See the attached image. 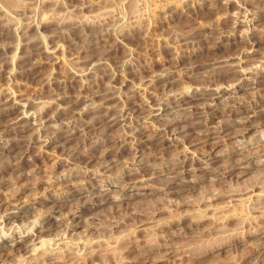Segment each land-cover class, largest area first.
Segmentation results:
<instances>
[{"label": "rangeland", "instance_id": "rangeland-1", "mask_svg": "<svg viewBox=\"0 0 264 264\" xmlns=\"http://www.w3.org/2000/svg\"><path fill=\"white\" fill-rule=\"evenodd\" d=\"M77 20L85 29L110 24L115 33L100 44L68 46L65 36ZM193 34L195 42L182 43ZM253 34L258 36L248 37ZM31 42L57 47L56 58L43 55L41 68L55 77L53 85L26 82L17 73L19 55L34 48ZM79 55L102 56L108 75H83L89 81L83 87L72 73ZM0 58L14 74L0 86L25 104L11 102L16 109L0 119V142L14 147L0 153V264H264V0H0ZM231 62L242 71L218 67ZM210 84L230 87L228 92L241 88L239 97L209 106L219 112L210 123L231 134L205 140L200 126L168 138L173 128L197 125L190 110L214 101L199 92ZM51 86L70 94L71 102L85 96L70 103L50 96ZM98 88L103 96L120 95L118 101L89 98ZM124 103L125 124H111L113 107ZM33 111L45 122L29 126L23 117L7 127ZM64 121L80 128L95 122L92 136L80 130L75 140L61 141L90 153L66 152L69 161L59 163L57 156H38L35 146L26 153L34 161L18 162L27 151L24 139L43 144L38 133L45 138L62 130ZM136 127L145 129L144 136L163 134L140 145L138 154L114 142ZM209 153L218 158L211 166L197 158ZM176 170L180 174L173 175ZM100 191L111 199L73 217L86 196Z\"/></svg>", "mask_w": 264, "mask_h": 264}, {"label": "bare ground", "instance_id": "bare-ground-1", "mask_svg": "<svg viewBox=\"0 0 264 264\" xmlns=\"http://www.w3.org/2000/svg\"><path fill=\"white\" fill-rule=\"evenodd\" d=\"M83 1V0H82ZM75 6H77V5H75ZM119 15V14H118ZM101 23V22H100ZM100 23H98V24H94V25H89V27H87L86 29L83 27V25H82V21L81 20H77V21H74L73 22V29H72V33L71 34H69V35H67V36H65V38H69L70 39V43L69 44H67L68 46H73V45H81V46H86V45H90V44H100L101 42H103V41H105L106 39H107V37H109V35H111L112 33H115V32H113V31H111L114 27H109V25L108 26H103V24H100ZM241 23V22H240ZM247 24H248V22H247ZM7 23L6 24H4L3 25V27H4V30H6L7 29ZM116 27V26H115ZM116 33H118V32H116ZM117 35H120V34H117ZM243 36V35H242ZM258 35L257 34H253V35H250V36H248L249 38L250 37H252V38H256ZM118 40H119V42H122L121 40L122 39H120V37H117V36H115ZM196 37H199L198 36V34H193V36H192V38L191 37H188L187 36V39H183V42L182 43H187V42H195V41H193ZM111 38V37H110ZM109 38V39H110ZM80 40H84L83 42H81ZM108 40V39H107ZM198 40H202V39H198ZM255 41V40H254ZM256 42V41H255ZM254 42V43H255ZM28 44V43H27ZM34 44V48H32V49H30L28 52H25L24 51V53H22L21 55H19V57H20V61L17 63L18 64V66H19V68H18V74H20L21 76H24V77H26L25 78V80L27 79V78H31V79H33V80H38L39 82H42V84H43V82H46V83H48V84H51V81H52V79H54L53 78V76L52 75H50L49 73L48 74H46V76H44V75H42V71H41V68L44 66V64L46 63V60H47V58H45L43 55L45 54V55H47V54H50V57L49 58H56L57 56L56 55H54L53 54V52H54V50H56V48L57 47H55V48H53V46L52 47H50L48 44H45V43H38V42H31L30 43V45H33ZM71 49H73V48H71ZM233 56H229L228 58H225V59H223V61L225 60V61H227V60H229L230 58H232ZM238 59H239V57H238ZM243 59V58H242ZM242 59H239V60H242ZM32 60H33V62H32ZM243 60H245V59H243ZM49 61H50V59H49ZM73 63H77L78 65L77 66H73V69H72V73H73V79L74 80H76V82L78 81V80H80V82H82V84H83V87H84V84H86V83H89V81H87V82H84L83 80H84V78H83V75H86V74H88V75H90V77H89V79L91 78L92 80H94V79H96L97 78V75H99L100 76V73H98V71H101V73H103V75H108V73H105V69H104V61H103V57L101 56V57H95V56H90V55H79V56H77L76 58H74L73 59ZM222 60H217L216 62H214V63H217V62H221ZM222 61V62H223ZM234 61V60H233ZM5 62H7V61H4V60H1V58H0V80L1 79H6V78H8V80L9 79H11V77L14 75L13 74V72L11 71V70H9V69H6V67H5ZM48 62V61H47ZM230 62V61H229ZM242 62V61H241ZM8 63V62H7ZM238 63V62H237ZM237 63H230V64H226V65H220V66H218V67H223V66H230V67H234V68H238V66L236 65ZM75 65V64H74ZM7 66V65H6ZM235 66H237V67H235ZM218 67H216V68H218ZM239 69V68H238ZM232 70H233V68H232ZM239 70H241V69H239ZM97 71V72H96ZM219 71H226V69H220ZM235 71V70H234ZM237 71V70H236ZM242 71V70H241ZM250 71V70H249ZM232 72V71H231ZM251 72V71H250ZM245 73V72H244ZM88 75H87V78H88ZM98 76V77H99ZM102 76V75H101ZM14 77V76H13ZM12 77V78H13ZM248 77V76H247ZM250 77V76H249ZM59 78V77H58ZM83 78V79H82ZM167 78V75L165 74V75H162L161 77H159V78H157L156 80H163V79H166ZM250 78H252V77H250ZM89 79H87V80H89ZM7 80V79H6ZM32 80V81H33ZM55 80V79H54ZM86 80V79H85ZM2 81V80H1ZM36 81H33L32 83H34V82H36ZM3 82H5V81H3ZM2 82V83H3ZM26 82H27V80H26ZM53 82V81H52ZM56 82H57V80H56ZM93 82V81H92ZM92 82L90 83V86H91V84H92ZM261 82V81H260ZM6 83V82H5ZM4 83V84H5ZM45 83V84H46ZM258 83V82H257ZM30 84V83H29ZM243 84V83H242ZM51 85H53V84H51ZM80 85V84H79ZM93 85V84H92ZM2 86V85H1ZM0 86V119L2 120V119H4L5 117H7L8 115L10 116L12 113V111L14 110V109H16V105H24L25 106V104H23V102L22 101H19L18 99V101L16 100V99H13L12 97H13V95H12V93L10 92V89L11 88H8V87H1ZM40 86H41V84H40ZM240 86V85H239ZM42 87H43V85H42ZM52 87V86H51ZM55 87V86H54ZM80 87V86H79ZM78 87V88H79ZM233 87V86H232ZM57 88V87H56ZM81 88V87H80ZM79 88V89H80ZM87 88H89V86L87 87ZM229 88L230 87H227V86H220V85H213V84H210L209 86H207V87H204L202 90H200L199 92L201 93V94H203L204 96L202 97V98H204V99H213L212 101L213 102H208V101H204L205 103H206V106H194L190 111L192 112V114H191V112H189L190 114H191V116H193V118H197V121H195V124H197V125H193V126H189V127H187L186 129L185 128H182V129H177V130H175L174 128L171 130V132H170V130H168L170 133V135L172 136V137H168V138H170L171 140H177L178 139V134L179 133H181V132H194L195 130H196V128L197 127H200V126H202V127H204V128H202L203 130L201 131V135H203V137H205V140H211V138H214L215 139V142H220L222 139H224L226 136H228V135H230L231 134V130H229L230 128H227V127H225L224 125H215V124H211L210 123V121H212L213 120V117H215L217 114H219V112L216 110L217 108H219V100H224V98H237V97H239V95H237L236 94V92L237 91H239L240 89H238V87L237 86H234V91L233 92H235V93H233V92H228L229 91ZM52 89H53V87H52ZM59 89V88H58ZM244 89V88H243ZM81 90V89H80ZM84 90V89H83ZM86 90V89H85ZM88 90V89H87ZM59 91H60V89H59ZM82 91V90H81ZM89 91V90H88ZM87 91V92H88ZM49 92H50V96H52V97H56V95L58 96L57 98H67V100L69 99V101H70V103H75V101L77 102V100L78 101H80V100H82L83 99V96H85L84 94L83 95H77L76 97V99H74L73 100V102H71L72 101V99H73V97H72V99H71V96H70V94H66L65 92V94H62L63 93V91H62V93L61 92H58V91H56V89L54 90H49ZM78 92V91H77ZM93 92V93H92ZM92 92H91V97H89V98H94V99H96L95 97H97V98H101L102 100H103V102H110V101H116V99H117V101H118V99H119V97H120V95H117V94H109V92L107 91V93L108 94H106L105 96H103V94H105V93H103L102 92V89H95V90H92ZM84 93H86V92H84ZM90 93V92H89ZM195 93H197V92H195ZM72 94V93H71ZM76 94H78V93H76ZM75 94V95H76ZM87 94V96H88V93H86ZM194 94V93H193ZM192 94V95H193ZM200 94V95H201ZM15 95V94H14ZM191 95V96H192ZM197 95V94H196ZM131 96H133V94H131V95H129V96H127L128 98H130ZM75 97V96H74ZM178 97V96H177ZM87 99H89L88 97H86ZM56 98H54V99H51L50 101H49V103H48V105H49V107H50V104L51 103H57V101L55 100ZM121 100V99H120ZM125 100V99H124ZM48 101V100H47ZM11 102H16V103H18V104H16L15 106H13L12 107V105H13V103L10 105V103ZM87 102V101H86ZM103 102H100V105H103ZM67 103H69V102H67ZM115 103V102H114ZM204 103V104H205ZM27 105H29V104H32L31 102H28L27 101V103H26ZM45 104V103H44ZM43 104V105H44ZM125 104V105H124ZM123 105H122V107L120 108H116V107H113V109L112 110H115L116 112H115V114H114V116H112V118L111 119H108V121L111 123V124H118V123H120L119 125H122L123 126V124H125V123H122V121H124L127 117H128V115H127V113H125V111H126V109H127V107L129 106V104L128 103H124ZM215 105L216 106V109H213V110H211L210 108H209V106L210 105ZM46 105H47V103H46ZM59 105H63V103L62 104H59ZM69 105V104H68ZM71 105V104H70ZM137 105V104H136ZM147 105H149V104H147ZM155 106L157 105V104H154ZM113 106H115V105H113ZM150 106V105H149ZM149 106H148V109H149ZM160 106V105H159ZM158 106V107H159ZM19 107V106H18ZM27 107V106H26ZM43 108H44V106H42ZM47 107V106H46ZM67 107V106H66ZM66 107H64L65 109H66ZM152 109L153 108H157V107H154L153 106V104L150 106ZM123 108H124V111H123ZM129 108V107H128ZM224 108V107H223ZM41 109V108H40ZM97 109H99V107L97 108ZM138 109V108H137ZM140 109H142L141 107H140ZM225 109V108H224ZM32 110V109H31ZM34 110V109H33ZM38 110V109H37ZM161 110V109H160ZM229 110V109H228ZM134 111V110H133ZM153 111V110H152ZM27 112V111H26ZM37 112L38 111H33L32 113L30 112V114L28 113H26L24 116H22V117H18V118H16L15 117V119H12V121H9V123H8V126L7 127H9V126H11V125H13V124H16L20 119H23V117L25 118H27V120L28 121H26L27 122V124H29V126L30 125H35V124H37L38 122H42V123H44L45 122V120H40L41 118H43V117H38V115H37ZM139 112V111H138ZM170 112H173V111H170ZM254 112H255V110H254ZM40 113V112H39ZM38 113V114H39ZM131 113V112H130ZM169 113V112H168ZM256 113V112H255ZM150 114V113H149ZM157 114H159V113H154V112H152V115L151 116H154V115H157ZM252 114H254L253 112H252ZM251 114V115H252ZM163 115V114H162ZM39 116H41V115H39ZM138 116V115H137ZM189 117V116H188ZM183 118V117H182ZM104 119H107V117H105ZM184 119H185V117H184ZM39 120V121H38ZM222 120V119H221ZM144 122H147V123H149V122H152V121H148V120H144ZM224 122V121H223ZM1 123V122H0ZM89 123V125H87L85 128H80L79 127V125H77V124H75L74 122H66V121H64V123H60V126L62 127V130H60V131H58V130H56V131H54V133L53 134H48L47 133V135L45 136V138H42L43 136H42V134H40V133H38V135L36 136V138L37 139H39V140H42V141H44V142H42L43 144H41V143H39V144H41V145H36V142L38 141H35V140H33V139H24V138H22V139H24L23 141H26L25 142V145H26V150L27 151H24L22 154H19L18 155V158H19V163L20 164H24L25 163V161L26 160H28V161H34V159H32L31 157H29V158H27V156H26V153H29V151L33 148V147H35L36 146V148H38V150H39V153L37 154L38 156H40L39 154H43V153H48L49 155H54V156H57L58 157V162L59 163H61V162H64V161H69V160H67V158L63 155L64 153H68V154H75V155H81V154H84V155H87L88 154V150H81V151H79L78 149H76V150H73V148L72 149H70L69 147H67L68 145H62V143H61V141L62 140H64V142H66V141H70V140H75L77 137H79L80 136V133H79V131L80 130H82V134L85 136L86 134H89L91 131H93V133H94V130L92 129V128H90L92 125H95L94 123L95 122H93V121H89L88 122ZM0 125H4V124H0ZM5 128V127H4ZM137 128V130H136V132L134 133V134H132V133H126V136L124 137V136H120V137H116V138H114V142H116V143H120V142H122L123 144L122 145H120V146H123V145H125V149H126V147H130V149L131 148H135V151L136 152H134L135 154H138V152L141 150V148H140V145H142L143 143H146V144H148L149 142H151V141H153V140H155V138L157 137V136H159V135H161V133H162V129H160V130H156V133L155 134H153V135H143L144 133H145V129L144 128H142V127H136ZM3 129V128H2ZM7 129H9V128H7ZM249 129V128H248ZM4 130H6V129H4ZM11 130V129H10ZM167 130H164V132H168ZM175 130V131H174ZM227 130H229L228 132H226ZM3 131V130H2ZM8 131V130H7ZM173 132V133H172ZM45 134V133H44ZM163 134V133H162ZM168 134V133H167ZM89 135H91V133L89 134ZM88 136V135H87ZM92 136V135H91ZM169 136V135H168ZM7 138V137H6ZM13 138H15V137H13ZM86 138V137H85ZM12 139V138H11ZM204 140V139H203ZM4 142V141H3ZM6 142H8L7 140H6ZM207 142V141H206ZM13 143V142H12ZM12 143H8L7 145L6 144H2L1 142H0V153L1 154H4V153H6V151L9 149V148H14L13 147V145H12ZM139 147V148H138ZM142 147H144V146H142ZM67 148H69V149H67ZM124 149V150H125ZM85 152V153H84ZM120 152H122V151H120ZM90 153V152H89ZM142 153V152H141ZM228 153V152H227ZM212 153H209V154H206V155H204V156H200V157H197V158H200V159H202L203 161H205L206 163H208V164H210L209 166H211V163L212 162H214L215 160H218V158H217V156L214 154H212ZM30 156H32V154L30 155ZM136 156V155H135ZM139 156H140V154H139ZM186 158H191V157H188V155H186ZM184 160V159H183ZM210 160H212V161H210ZM71 161V160H70ZM86 161V160H85ZM181 161H179V160H175L173 163H175V164H178V163H180ZM71 163V162H70ZM207 164V165H208ZM19 166H22V165H19L18 164V167ZM179 166H183V164H179ZM177 167V166H176ZM207 168V167H206ZM209 168V167H208ZM178 169V168H177ZM186 170H188V169H186ZM190 170V169H189ZM178 174H180V171H178V170H176L175 172H173V175H178ZM173 182H175V181H171V183H173ZM130 186V185H129ZM102 187V186H101ZM83 188V187H82ZM126 188V186H123V189H125ZM76 190V189H75ZM82 190V189H81ZM90 189H85V190H83L82 191V193H83V195H89L90 194ZM96 191V190H95ZM77 192H79L78 190H77ZM77 192H75V194L77 193ZM81 192V191H80ZM122 194H124V193H122ZM80 195V194H79ZM110 194L106 191V192H103V191H100V192H98L95 196L93 195V197L92 196H90V197H87L86 196V198L84 199V200H82V202H81V205L80 206H78L76 209H74V211L75 212H73V217H78V216H80V215H82V214H84V213H86L85 211H87V210H89V211H91V210H93L95 207H97V206H99V205H101L102 203H104L105 201H108V200H110L111 199V195L109 196ZM109 196V197H108ZM83 197V196H82ZM13 198V197H12ZM118 199V198H117ZM16 212H18V210L17 211H14V210H9V212H7V213H9L10 215H15V213ZM22 213V212H21ZM27 227V226H26ZM184 229V228H183ZM22 230H23V228H22ZM33 230H34V228H33ZM32 230V231H33ZM185 230V229H184ZM183 230V231H184ZM182 231V232H183ZM35 232V231H34ZM39 233V232H38ZM23 234V233H22ZM32 234V233H31ZM30 235V234H29ZM18 239V238H17ZM16 241V240H15ZM8 244V243H7ZM264 247V246H263Z\"/></svg>", "mask_w": 264, "mask_h": 264}]
</instances>
